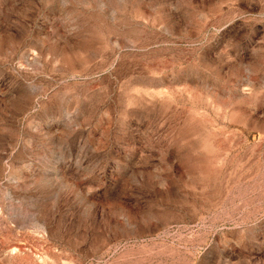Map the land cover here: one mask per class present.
Segmentation results:
<instances>
[{
	"label": "rangeland",
	"instance_id": "obj_1",
	"mask_svg": "<svg viewBox=\"0 0 264 264\" xmlns=\"http://www.w3.org/2000/svg\"><path fill=\"white\" fill-rule=\"evenodd\" d=\"M0 264H264V0H0Z\"/></svg>",
	"mask_w": 264,
	"mask_h": 264
}]
</instances>
